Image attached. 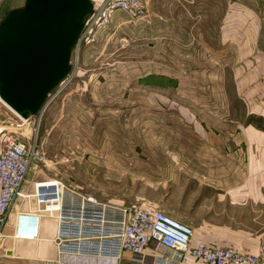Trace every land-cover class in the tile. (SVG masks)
<instances>
[{"label": "rangeland", "instance_id": "obj_1", "mask_svg": "<svg viewBox=\"0 0 264 264\" xmlns=\"http://www.w3.org/2000/svg\"><path fill=\"white\" fill-rule=\"evenodd\" d=\"M23 1L0 0V22ZM141 1L140 16L117 12L105 28L81 33L69 79L32 124L17 127L0 99V144L37 130L45 155L23 193L59 178L100 201L160 209L181 196L189 174L218 173L188 159L216 161L222 133L264 124V0ZM28 204L37 206L18 197L12 215ZM4 234L2 252L15 228Z\"/></svg>", "mask_w": 264, "mask_h": 264}, {"label": "built area", "instance_id": "obj_2", "mask_svg": "<svg viewBox=\"0 0 264 264\" xmlns=\"http://www.w3.org/2000/svg\"><path fill=\"white\" fill-rule=\"evenodd\" d=\"M144 9L141 0H101L98 5L93 3L81 33L105 28L117 12L138 17ZM80 37L73 51L79 46ZM70 75L71 72L60 87ZM42 111L29 117L15 114L19 120L16 126L32 124ZM5 130L6 127L0 129V136ZM44 163L45 155L37 140V130L32 135L8 138L0 144V239L5 237L7 224L23 232L25 237L15 235L16 239L36 238L39 216L45 213L56 220L53 238L57 253L55 264H62L66 255L118 260L123 251L131 252L139 261H146L148 258L142 251L147 246H162L167 250L165 256L149 259L152 264H185L188 256L206 264H264V243L255 253L214 246L197 238L190 225L157 207L140 201H100L93 193L79 192L59 178L34 181L33 192L29 195L36 201V212L17 211L12 215L29 170ZM31 216L37 217L35 225L29 219Z\"/></svg>", "mask_w": 264, "mask_h": 264}, {"label": "crops", "instance_id": "obj_3", "mask_svg": "<svg viewBox=\"0 0 264 264\" xmlns=\"http://www.w3.org/2000/svg\"><path fill=\"white\" fill-rule=\"evenodd\" d=\"M218 144V158H190L186 163L216 167L218 173L189 174L181 196L160 209L190 225L197 238L220 247L255 253L264 243V124L247 121L242 127H231ZM220 135V134H218ZM216 149L210 147L206 151ZM36 212V208L29 209ZM55 218L41 213L34 239H12L0 251V264H55L53 238ZM20 236L19 230H15ZM30 237V236H27ZM162 246H147L142 253L148 260L139 261L129 251L116 260L109 257L66 255L62 264H152L149 259L165 256ZM185 264H206L186 257Z\"/></svg>", "mask_w": 264, "mask_h": 264}, {"label": "water", "instance_id": "obj_4", "mask_svg": "<svg viewBox=\"0 0 264 264\" xmlns=\"http://www.w3.org/2000/svg\"><path fill=\"white\" fill-rule=\"evenodd\" d=\"M92 8L91 0H25L0 22V99L17 115H37L68 77Z\"/></svg>", "mask_w": 264, "mask_h": 264}, {"label": "bare ground", "instance_id": "obj_5", "mask_svg": "<svg viewBox=\"0 0 264 264\" xmlns=\"http://www.w3.org/2000/svg\"><path fill=\"white\" fill-rule=\"evenodd\" d=\"M24 130V129H23ZM21 197H24V198H26V197H30V195L29 194H27V193H23L22 192V195H21ZM14 227V226H13ZM15 228V227H14ZM30 233H33V232H28V234H30ZM19 234H20V236H24V234H23V232L22 231H19ZM33 235V234H32ZM34 236V235H33ZM33 236H31V237H33ZM19 237V236H18ZM25 237V236H24Z\"/></svg>", "mask_w": 264, "mask_h": 264}, {"label": "flooded vegetation", "instance_id": "obj_6", "mask_svg": "<svg viewBox=\"0 0 264 264\" xmlns=\"http://www.w3.org/2000/svg\"><path fill=\"white\" fill-rule=\"evenodd\" d=\"M24 1H25V0H24ZM24 1H23V2H24Z\"/></svg>", "mask_w": 264, "mask_h": 264}]
</instances>
